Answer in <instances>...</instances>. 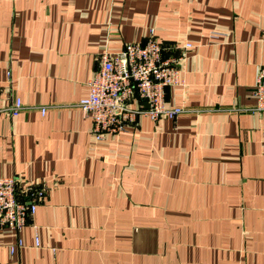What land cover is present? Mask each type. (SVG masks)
Listing matches in <instances>:
<instances>
[{
  "label": "crops",
  "instance_id": "crops-1",
  "mask_svg": "<svg viewBox=\"0 0 264 264\" xmlns=\"http://www.w3.org/2000/svg\"><path fill=\"white\" fill-rule=\"evenodd\" d=\"M150 30L192 45L166 90L184 112L95 142L87 82ZM262 66L264 0H0V105L24 107L0 116V176L47 188L0 264H264Z\"/></svg>",
  "mask_w": 264,
  "mask_h": 264
},
{
  "label": "built area",
  "instance_id": "built-area-1",
  "mask_svg": "<svg viewBox=\"0 0 264 264\" xmlns=\"http://www.w3.org/2000/svg\"><path fill=\"white\" fill-rule=\"evenodd\" d=\"M192 48L191 44L176 46L165 51L154 31L143 43H132L116 53H103L99 68L87 82L88 95L78 107L91 121V136L103 142L138 127L141 117L156 123L174 120L184 112L170 106L166 99L168 88L184 86L183 62L185 54L175 50ZM10 75H7V80ZM0 88V94H1ZM253 111L264 110V66L260 67L253 88ZM145 104L148 108L145 107ZM24 109L16 98L10 105H0V116H18ZM44 115L46 109L41 108ZM47 193L45 185L21 178L0 176V231L20 233L31 219ZM22 244L10 247L11 254Z\"/></svg>",
  "mask_w": 264,
  "mask_h": 264
},
{
  "label": "water",
  "instance_id": "water-1",
  "mask_svg": "<svg viewBox=\"0 0 264 264\" xmlns=\"http://www.w3.org/2000/svg\"><path fill=\"white\" fill-rule=\"evenodd\" d=\"M145 107L148 108V106L145 104Z\"/></svg>",
  "mask_w": 264,
  "mask_h": 264
}]
</instances>
